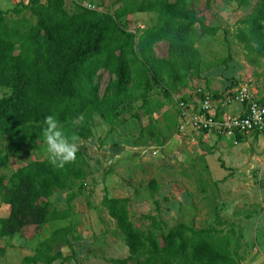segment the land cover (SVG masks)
<instances>
[{"label": "trees", "instance_id": "obj_1", "mask_svg": "<svg viewBox=\"0 0 264 264\" xmlns=\"http://www.w3.org/2000/svg\"><path fill=\"white\" fill-rule=\"evenodd\" d=\"M209 1L205 0L206 5ZM23 9L30 11L34 21L24 14L13 16ZM144 12L156 14L152 26L136 33L121 25L122 17ZM199 12L190 0H126L113 13L80 7L68 12L65 0H27L0 9V86L21 78L20 95L27 106L16 118L13 96L0 98V137L6 135L15 150L28 144L38 147L43 143L44 117L51 114L65 135L75 132L85 140L93 135V117L110 123L122 105L136 100L147 105L153 83L163 82L164 75L172 87L189 86L188 80L202 72L195 44L220 29L206 24ZM238 23L237 40L251 52L264 54V0H258L253 13ZM161 40L168 42L166 59H157L151 52ZM102 68L116 80L111 95L100 100L93 78ZM222 92L212 94L218 97ZM242 137L237 134L236 140ZM85 164L86 153L80 147L75 161L64 168L54 167L46 157L6 176L1 171L6 160L0 153V201L8 206V213L0 216V236L13 237L28 226L38 230L49 221L71 217L75 186L88 175ZM157 188L156 180L151 179V195ZM64 190L69 191L66 206L57 208L49 198ZM101 203L123 235L128 251L126 257L114 258L111 264L239 263L241 228L232 235L223 228L194 229L179 223L164 233L160 220L150 214L140 216L150 221L145 228L136 226L127 197L105 195ZM154 203L158 206L156 200ZM219 222L232 225L221 218ZM72 242L71 226L58 227L37 243L32 254L23 256L21 264L67 262L75 256ZM64 245L71 255L63 254Z\"/></svg>", "mask_w": 264, "mask_h": 264}, {"label": "rangeland", "instance_id": "obj_2", "mask_svg": "<svg viewBox=\"0 0 264 264\" xmlns=\"http://www.w3.org/2000/svg\"><path fill=\"white\" fill-rule=\"evenodd\" d=\"M13 1L2 0L0 9H10L23 2ZM125 1L66 0L65 9L73 12L78 7L87 8L85 4L90 3L95 9L113 13ZM190 1L205 16L206 24L220 27L215 35H205L195 44L204 70L201 74L223 68L222 60L231 59L233 62L226 67L232 64L237 72L252 74L254 66L250 68L244 47L234 33L237 21L253 13L258 0L246 3L210 0L208 5L205 0ZM23 14L34 21L27 9L13 16ZM155 19L154 12L134 13L122 17L120 23L137 33L152 26ZM151 52L157 59H166L168 42L154 43ZM261 67L264 70V62ZM200 75L190 78L186 89L179 85L172 87L164 75L163 82L153 83L147 105L143 106L140 100L122 105L110 123L93 117L90 121L93 135L79 141L86 153L88 175L75 186L72 216L49 221L38 230L28 226L13 237L0 236V264H21L22 257L32 254L40 240L66 225L71 226L75 256L67 262L57 260L53 264H111L114 258L126 257L124 237L102 206L105 195L127 197L132 221L143 228L150 221L142 219V214L156 216L164 233L179 223L194 229L223 228V232L232 235L241 228L244 236L238 264H245L246 260H249L247 264H264V250L258 248L257 233L264 227V135L248 133L237 141L214 134L205 138L201 133L180 132L177 101L186 90L199 86L204 80ZM237 78L236 87L250 85L247 78ZM115 80L116 76L106 69L96 72L93 84L100 100L111 95ZM22 84L21 78H15L0 86V98L13 96L12 112L16 118L27 108L20 95ZM0 153L6 160L1 170L6 176L30 161L47 157L44 143L15 150L6 135L0 137ZM151 179L158 185L155 195L149 189ZM68 193V190L58 191L49 199L54 206L62 208L66 206ZM7 213L8 206L0 201V216ZM220 218L232 225H221ZM263 237L261 233L260 240ZM61 250L64 255H71L68 246H62Z\"/></svg>", "mask_w": 264, "mask_h": 264}, {"label": "built area", "instance_id": "obj_3", "mask_svg": "<svg viewBox=\"0 0 264 264\" xmlns=\"http://www.w3.org/2000/svg\"><path fill=\"white\" fill-rule=\"evenodd\" d=\"M85 6L87 9H95L90 3ZM194 94L198 97L197 107L187 99L180 98L177 101L181 117L178 126L180 132L190 127L196 131L233 139H236L237 134L259 133L264 135V104L254 96L248 84L225 90L218 97H214L202 86L196 87ZM235 103L244 107L241 113L221 111L224 106Z\"/></svg>", "mask_w": 264, "mask_h": 264}, {"label": "crops", "instance_id": "obj_4", "mask_svg": "<svg viewBox=\"0 0 264 264\" xmlns=\"http://www.w3.org/2000/svg\"><path fill=\"white\" fill-rule=\"evenodd\" d=\"M23 2H26V1L23 0ZM11 3H14V1L11 0ZM241 19H239V20H241ZM238 21H237V27H236L234 35L236 34V32L240 26ZM235 38H236V36H235ZM239 43L242 44L244 47L245 56H246L247 61L249 62L248 64L252 65V66H250V68H252L254 66L253 73L252 74L251 73L247 74L246 72L245 73H239L236 71V68H234L235 67L234 65L232 67V64H229V66L226 67L227 63L233 62L231 59L226 63L222 62V65L224 66L223 68L215 69V70L211 69L210 71H205V73H204L205 75L201 74L204 71V70H202V72L200 73L201 74L200 77H203L204 80L199 84V86L204 87L207 91H209L211 93L220 92V91H225L228 89L235 88L238 81H239L237 77H239V78L245 77L250 82L249 87H250L252 93L254 94V96L260 102H262L264 104V70L261 67L262 63L264 62V54L260 55L257 53H253L243 42L240 41ZM260 67L262 68L261 70H260ZM234 72H236V74H234ZM183 88L186 89V88H188V86L183 87ZM180 97H186V99L189 100L194 106H196V107L198 106V101H197L198 97L194 94V89L186 90ZM243 109H244V107L242 105L235 103V104H231L228 106H224L221 111L224 110L226 112L238 114V113H241L243 111ZM217 110L220 111L219 108H217ZM180 122H181V117L179 115V123ZM183 133L184 134H187V133L188 134H191V133L200 134L201 133L204 135L205 138L213 135V133L196 131V130L191 129L190 127H187ZM217 137L224 138V136H217ZM227 138H230V137H227ZM257 233H258V237H259L258 241L260 242L258 248L264 250V237L262 238V240H260L261 233L264 234V227L262 229H259L257 231ZM244 263L245 264L249 263V260H246Z\"/></svg>", "mask_w": 264, "mask_h": 264}, {"label": "clouds", "instance_id": "obj_5", "mask_svg": "<svg viewBox=\"0 0 264 264\" xmlns=\"http://www.w3.org/2000/svg\"><path fill=\"white\" fill-rule=\"evenodd\" d=\"M43 125L42 137L49 163L57 168L73 163L80 148L79 135L75 132L65 135L55 115H46Z\"/></svg>", "mask_w": 264, "mask_h": 264}]
</instances>
